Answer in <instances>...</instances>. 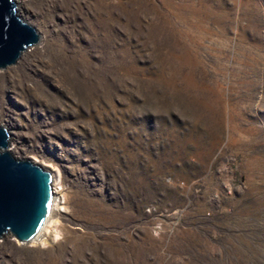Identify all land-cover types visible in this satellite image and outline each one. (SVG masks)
<instances>
[{
  "label": "rangeland",
  "instance_id": "rangeland-1",
  "mask_svg": "<svg viewBox=\"0 0 264 264\" xmlns=\"http://www.w3.org/2000/svg\"><path fill=\"white\" fill-rule=\"evenodd\" d=\"M0 128L49 171L0 264H264V0H20Z\"/></svg>",
  "mask_w": 264,
  "mask_h": 264
},
{
  "label": "water",
  "instance_id": "water-1",
  "mask_svg": "<svg viewBox=\"0 0 264 264\" xmlns=\"http://www.w3.org/2000/svg\"><path fill=\"white\" fill-rule=\"evenodd\" d=\"M16 0H0V68L16 62L38 40L16 16ZM8 136L0 128V238L10 235L25 243L42 227L50 208L52 175L8 151Z\"/></svg>",
  "mask_w": 264,
  "mask_h": 264
},
{
  "label": "bare ground",
  "instance_id": "bare-ground-1",
  "mask_svg": "<svg viewBox=\"0 0 264 264\" xmlns=\"http://www.w3.org/2000/svg\"><path fill=\"white\" fill-rule=\"evenodd\" d=\"M21 1L20 0H16V4H15V7L16 6H20L21 7ZM16 9V8H15ZM18 11H16V16L19 18V16H18ZM20 19V18H19ZM21 20V19H20ZM22 22H23V20H21ZM24 23V22H23ZM24 24H26V23H24ZM27 25V24H26ZM29 26V25H28ZM30 27V26H29ZM33 29V28H32ZM34 30V32L36 33V31H35V29H33ZM37 34V33H36ZM37 36H38V34H37ZM39 37V36H38ZM25 52V51H24ZM2 129V128H1ZM4 130V129H3ZM5 131V130H4ZM7 151H8V149H7ZM9 152V151H8ZM10 153V152H9ZM11 154V153H10ZM54 201H55V197H53V189H52V185H51V200H50V208H49V212H48V214H47V217H46V219H45V221H44V223H43V225H42V227L40 228V230L37 232V234L32 238V239H30L29 241H27L26 243H28V242H34L36 239H37V237L39 236V235H42L41 234V232H44L45 233V231H47V229H48V227H49V218H51L50 216L52 215V211H53V204H54ZM3 237V236H2Z\"/></svg>",
  "mask_w": 264,
  "mask_h": 264
}]
</instances>
